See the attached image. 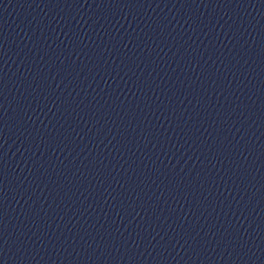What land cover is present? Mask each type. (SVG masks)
<instances>
[{"label": "water", "instance_id": "water-1", "mask_svg": "<svg viewBox=\"0 0 264 264\" xmlns=\"http://www.w3.org/2000/svg\"><path fill=\"white\" fill-rule=\"evenodd\" d=\"M0 264H264V195L150 224L0 233Z\"/></svg>", "mask_w": 264, "mask_h": 264}]
</instances>
